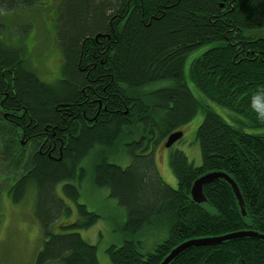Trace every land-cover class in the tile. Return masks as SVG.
<instances>
[{"label": "trees", "instance_id": "1", "mask_svg": "<svg viewBox=\"0 0 264 264\" xmlns=\"http://www.w3.org/2000/svg\"><path fill=\"white\" fill-rule=\"evenodd\" d=\"M22 7L37 6L0 0L1 9ZM60 14L62 69L53 84L39 79L19 43L0 40V186L13 205L34 200L43 242L33 264H99L96 246L77 233L100 219L77 203L86 175L125 211V241L106 252L111 264H160L191 239L264 235V133L225 123L192 95L184 75L187 58L205 48L189 63L192 83L241 127L264 130V36L256 37L264 33V0H64ZM200 111L201 164L171 153L172 189L152 145ZM118 147L129 155L125 168L108 160ZM214 171L235 181L244 216L221 179L203 187L205 203L191 200L193 182ZM59 185L75 205L73 221L60 222L73 209ZM56 224L64 233L53 234ZM151 228L166 238L143 253L139 236ZM170 264H264V242L192 247Z\"/></svg>", "mask_w": 264, "mask_h": 264}, {"label": "rangeland", "instance_id": "2", "mask_svg": "<svg viewBox=\"0 0 264 264\" xmlns=\"http://www.w3.org/2000/svg\"><path fill=\"white\" fill-rule=\"evenodd\" d=\"M59 1L51 0L50 2L56 4ZM51 12V5H39L32 9L23 7L14 10L0 8V40L5 39L9 46H12V42L19 43V48L21 46L28 62H31V69L37 73L36 75L41 81L47 84L55 83L60 77L62 69L58 32L54 31L55 26L44 23V20H50ZM259 36H264V33L256 35V37ZM204 50L205 48L190 55L185 62V82L192 95L228 125L250 135L264 133V130L261 129L241 127L237 123L238 116L207 100L192 83L189 77V63ZM203 118L204 112L200 111L192 121L182 128L183 139L170 149L164 147V141L152 145L157 171L164 183L172 189L176 188V180L169 167L171 153L175 151L184 153L194 167L201 164L200 149L194 140V135ZM107 156L110 163L121 168L129 165V155L121 147H118L115 152L107 153ZM88 167L89 163L86 168ZM4 173L7 174L6 176L10 174L6 170ZM1 175L4 176V174ZM89 177L86 175L81 183L77 203L84 205L88 212L99 215L100 219L89 229L77 230V233L87 244L96 246L99 264H111L106 252L111 246L119 247L125 241L126 237L121 230V226L126 220L125 211L114 199L109 197L108 190L94 188ZM7 181L11 183L9 179ZM2 185H6V183ZM4 188L5 186H0V264H33L43 242L39 223L34 216V200L28 195L23 203L13 205ZM56 191L59 196H63L62 185H59ZM63 200L73 209V214L68 219L59 221H73L76 217L75 205L70 199H64V196ZM57 227L58 224L53 227V234L64 233L57 230ZM165 238V235L157 234L156 228H151L139 236L143 244L142 252H151Z\"/></svg>", "mask_w": 264, "mask_h": 264}, {"label": "water", "instance_id": "3", "mask_svg": "<svg viewBox=\"0 0 264 264\" xmlns=\"http://www.w3.org/2000/svg\"><path fill=\"white\" fill-rule=\"evenodd\" d=\"M183 137L182 131H177L171 133L165 141L164 147L170 148L173 144L178 142ZM224 180L227 182L231 188V191L237 201V205L240 208L241 214L244 216L245 213V207L242 195L239 191V188L235 181L230 178L226 173L224 172H208L199 178H197L190 189V198L191 200L196 204H203L205 203L206 199L203 194V187L215 180ZM240 238H250V239H256L261 240L264 242V235L260 234L256 231H240V232H234L229 233L222 236H216V237H209V238H200V239H191L188 241H185L178 246H176L173 250H171L170 253L167 254V256L162 260L160 264H170L175 258H177L180 254L188 251L192 247H203V246H216L219 245L225 241L230 240H236Z\"/></svg>", "mask_w": 264, "mask_h": 264}, {"label": "flooded vegetation", "instance_id": "4", "mask_svg": "<svg viewBox=\"0 0 264 264\" xmlns=\"http://www.w3.org/2000/svg\"><path fill=\"white\" fill-rule=\"evenodd\" d=\"M51 0H48V1H44V0H31V2L34 4V6H46V5H51L52 6V14H51V19L50 20H44V23L45 24H51L52 26H57V21H58V18L61 16V8H62V4H63V1L64 0H60L58 3L56 4H52L50 2ZM53 14H54V17H53ZM44 18V16H43ZM48 21V23H47ZM100 108V103H99V107Z\"/></svg>", "mask_w": 264, "mask_h": 264}]
</instances>
